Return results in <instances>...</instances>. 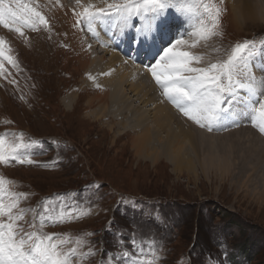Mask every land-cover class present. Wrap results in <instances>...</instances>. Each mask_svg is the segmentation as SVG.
<instances>
[{
	"label": "rangeland",
	"instance_id": "374dc122",
	"mask_svg": "<svg viewBox=\"0 0 264 264\" xmlns=\"http://www.w3.org/2000/svg\"><path fill=\"white\" fill-rule=\"evenodd\" d=\"M199 1L176 0L180 8L187 6L191 16L195 10L196 19L206 17L204 4L225 9L222 35L196 45L200 66L226 59L236 43L249 41L255 45V56L247 71L255 73L258 85L252 65L259 53L264 61V0H249L254 16L245 12L244 18L225 0ZM18 2L40 12L47 23L37 21L35 31L24 27L23 21L8 28L0 24V135L10 130L1 138L7 151L13 145H30L20 153L33 160L24 165L0 163V203L5 210L15 203L13 215H23L17 224L57 237L58 243L63 241L64 253L75 249L74 264H117L111 257L132 251L127 240L133 233L138 247L146 249L144 264H264V154L257 159L247 152L255 147L252 141L257 134L248 119L238 120H243L242 128L250 129L240 143L221 139L232 134L211 141L199 130H188L195 144L181 143V157L192 160V172L187 167L176 170L162 153L154 162L146 154L137 155L130 138L137 119L149 118L150 107L128 91L130 83L110 90L97 84L95 74L104 53L99 41L88 36L85 27L81 30L80 17L71 12V7H82L85 1ZM236 4L241 8L242 2ZM108 25L115 29L111 22ZM17 27L23 36L15 31ZM80 30L96 59L87 71L79 62H91L75 35ZM188 42L190 46L192 40ZM124 58L128 60L127 55ZM115 87L120 91L110 94ZM252 94H258V86ZM244 95L247 99L250 94ZM117 99L120 102L113 106ZM144 125L149 136L157 130L150 118ZM160 135L163 142L165 134ZM55 137L66 143H51ZM88 185L99 187L82 191ZM57 194L75 209L77 218L65 216L63 222L43 226L37 221L36 228H29L44 202ZM51 215L58 218L61 213ZM121 238L125 243H119ZM105 252L109 255L102 256Z\"/></svg>",
	"mask_w": 264,
	"mask_h": 264
},
{
	"label": "snow or ice",
	"instance_id": "6c2138e0",
	"mask_svg": "<svg viewBox=\"0 0 264 264\" xmlns=\"http://www.w3.org/2000/svg\"><path fill=\"white\" fill-rule=\"evenodd\" d=\"M102 3L104 6L100 7L82 6L83 11L78 14L80 19L77 20L81 30L87 25V30L95 37L93 25L97 22H111L112 26L118 27L120 34L128 37L127 46L137 58L136 62L147 68L162 90V95L188 119L212 131L231 125L240 126L238 120L245 117L264 134V91L252 94L254 87L264 89V79L257 85L255 73L247 71L255 56L252 42L236 43L226 59L206 66H200L199 56L173 51L175 45L189 38L192 39L190 47L195 48L201 40L222 35L220 22L225 11L223 7L213 10L204 4L206 17L199 16L190 24L189 20L183 18L182 9L176 0H102ZM169 9L176 10L174 18L170 16ZM142 13H151L145 23L138 27L129 23L132 16H141ZM21 21L24 27H31L33 31L36 30L37 21L47 23L40 12L20 4L18 0H0V24L8 28L10 23L19 24ZM181 28L184 30L179 31ZM128 29H133L130 36ZM15 31L24 35L19 27ZM125 55L131 58L129 53ZM245 92L250 94L247 99ZM28 147L30 145L21 143L11 146V151H7L4 141L0 140V163H24V156L19 150ZM28 163H33V160L29 158ZM90 187L99 186L88 185L82 191ZM63 201L64 197L60 194L46 200L43 211H37L36 219L28 227L36 228L37 221L43 226L46 222H63L65 216L68 219L77 218L75 209ZM56 202H59L58 206ZM15 207L13 203L5 210V206L0 203V218H5L0 219V264H74L75 249L71 253H64L60 250L63 241L58 243L57 237L30 232L23 225H18L17 221L22 220L23 215H13ZM57 210L61 216L54 218L51 213ZM134 236L135 233L127 240L131 252L126 250L123 257H111L117 264H144L146 249L138 247ZM119 243H125L124 239L121 238ZM108 255L107 252L102 254Z\"/></svg>",
	"mask_w": 264,
	"mask_h": 264
},
{
	"label": "bare ground",
	"instance_id": "6f19581e",
	"mask_svg": "<svg viewBox=\"0 0 264 264\" xmlns=\"http://www.w3.org/2000/svg\"><path fill=\"white\" fill-rule=\"evenodd\" d=\"M82 1H85V4L83 7H87L88 5L86 4L94 5L97 7L104 6L102 3V0H82ZM109 1L110 0H108V2ZM115 1H118V0H111L110 2H115ZM236 1L242 2L241 8L239 9L236 8V5H237ZM119 2H122V0H120ZM222 2L224 3V0H222ZM225 2H226L225 5L227 7L234 8L235 9L234 11H240L239 15L242 14L243 18H244L245 12L248 13L249 17L254 16L253 9L251 5H249V0H225ZM79 6H77L78 8L71 7L72 9L71 12L73 14L75 13L76 15L81 13L83 11V7H79ZM181 9H182L183 18L186 20H189L190 24L194 23L196 20L195 12L192 13V16H191L190 10L187 8L186 5H184V7ZM54 11H57V10L55 9ZM66 14L69 15L70 12L66 11ZM169 14L170 16L174 18L177 15V12L175 9H171V10L169 9ZM150 15L151 13H148L147 15L142 13L141 16H132L129 20V23L133 25L134 27H138L142 25L143 23H145L148 16ZM237 15L238 14H236L233 17H236ZM71 21L73 22V18H71ZM84 27L86 29L85 33L88 36H91L93 38L94 36L87 30V25H85ZM183 30L184 29L181 28L179 31H183ZM93 31L96 32V36L94 38H96V40L99 41L98 46H99L100 51H102L101 54L104 53L103 55L104 57H101L98 62V64L101 65L100 70L98 71V73L95 74V78H97V81H98L97 84H101L104 87L106 86L107 90H110V88L114 87L115 85L120 87L123 84L130 83L128 91H131V93L134 94L133 96H136V97L141 96L139 99V102L141 101V104L150 107L151 113L149 114L148 117L150 118L151 122L155 124V127L157 128V130L150 133V136H149L148 131H147L148 128H146L148 124L144 125L146 124L149 118H145V119L138 118L137 119L136 131L133 133V135L130 138L132 142V147L135 150L137 155L142 156L146 154L145 157L147 159H150V161L154 162L157 160L159 153H162L168 158V160L170 161V163L174 166L176 170L181 171L187 167L188 170L192 172L194 171L191 169L192 160L191 159L187 160L188 158L184 160L181 157V151L183 150L181 143H185V142L190 143L191 139L193 138L192 136L187 135L188 130L190 129L192 130L196 129L197 131L199 130L202 133L211 136L212 137L211 141L216 136L224 137L228 134H232L230 137H224L221 139L225 140L227 138H230V141L235 142V143H240V140L242 137H244L245 135H250V129L246 126H244L245 128H242V126L231 125L227 128H223V127L217 128L215 131H206L207 127L202 128L198 126L193 120L188 119V117L181 116L177 112L178 108L175 105H173L171 102H169L162 95V93L160 94V92H158L161 89L155 83V80L153 79L151 73L147 70V68L144 67L141 69L140 68L141 63L136 62L137 58L135 57L134 54H130V50L127 46L128 37L122 36L120 34V30L118 27H115V29H113L108 25V23L100 24L99 22H97L96 24L93 25ZM127 31L130 36V32H132L133 29H128ZM75 35H77L78 40L81 42V47L84 48L83 52H84V55L86 54V57L88 58L87 60L91 61L90 64H88L89 61L88 62L82 61V60L79 61L82 69L86 66L85 68L87 71L90 67H94L96 65L95 57L92 58V55L90 54L93 51V49L90 48L92 44L90 46L88 45V40L86 38L87 35L85 37L81 35V30L80 32L79 31L75 32ZM100 36H101V39H100ZM77 37H75V39ZM191 40L192 39L189 38V39H186L184 43L175 45L173 51L174 52H189L190 55H195L198 49H197V46L195 48H191L189 46L188 41H191ZM125 53H129L131 58H129V56L127 55L128 60H126L127 57L124 58ZM262 58L263 57L259 53L258 59L254 65V69L257 70V75L259 78L258 84L262 79H264V61L262 60ZM258 66L260 67V71H259ZM87 88L91 89V87H87ZM107 90H102V91L107 92ZM118 91L120 90L116 89L115 87V89H111V93L110 91L109 93L110 94L113 93L117 95ZM123 91H125V89ZM261 91H264V89H261L260 87H258V94ZM119 102H120V99H117V100H114L111 104L115 106V105H118ZM104 103H108V102H104ZM107 113H110V112H107ZM93 117L95 119V116ZM111 120L114 124L115 121L113 119ZM242 123H243V120H241L239 124L243 125ZM111 125L112 124H110V126ZM173 126L176 132L173 129ZM256 131H257V134L255 133L256 138L253 136L254 141H252L256 145H254L255 147L250 146L247 152H249L250 155L253 154L254 157L256 156V158L258 159V158H262L264 154V145L261 143L262 141H264V134H261L257 128H256ZM127 133L128 132H126V134ZM160 133L165 134L163 138L164 140L163 142H160L161 135L158 136ZM191 142H193L192 144H195V140L194 141L192 140ZM156 143L159 144V147H160L159 149L155 148ZM249 159H252V158L250 157Z\"/></svg>",
	"mask_w": 264,
	"mask_h": 264
},
{
	"label": "crops",
	"instance_id": "0c3cea01",
	"mask_svg": "<svg viewBox=\"0 0 264 264\" xmlns=\"http://www.w3.org/2000/svg\"><path fill=\"white\" fill-rule=\"evenodd\" d=\"M94 182H96V181H94Z\"/></svg>",
	"mask_w": 264,
	"mask_h": 264
}]
</instances>
